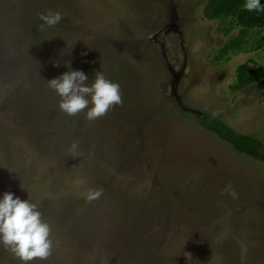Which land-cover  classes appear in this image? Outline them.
Segmentation results:
<instances>
[{
    "label": "rangeland",
    "instance_id": "1",
    "mask_svg": "<svg viewBox=\"0 0 264 264\" xmlns=\"http://www.w3.org/2000/svg\"><path fill=\"white\" fill-rule=\"evenodd\" d=\"M207 2L0 0V193L26 199L22 185L52 228L30 264H264V162L186 113L264 142V79L233 89L264 46L222 55L239 28ZM47 10L62 19L40 29ZM65 62L102 71L122 102L92 121L59 111L45 80ZM0 264L20 261L0 246Z\"/></svg>",
    "mask_w": 264,
    "mask_h": 264
},
{
    "label": "clouds",
    "instance_id": "2",
    "mask_svg": "<svg viewBox=\"0 0 264 264\" xmlns=\"http://www.w3.org/2000/svg\"><path fill=\"white\" fill-rule=\"evenodd\" d=\"M243 8L249 12L264 11L261 0H244ZM62 19L60 11L47 10L38 13L40 29L52 27ZM67 69L59 76L45 80L46 86L59 97L57 108L68 116L83 112L85 119L92 121L103 116L111 107L121 101L120 85L107 79L102 71L93 73L91 79L80 69H72L65 62ZM77 146L72 145V149ZM26 199L15 196L11 191L0 193V246L6 248L20 264H30L34 259L45 260L52 251L51 225L39 210L38 201L34 200L27 189ZM102 194L100 188H86L83 199L91 202ZM235 196V192H230Z\"/></svg>",
    "mask_w": 264,
    "mask_h": 264
},
{
    "label": "trees",
    "instance_id": "3",
    "mask_svg": "<svg viewBox=\"0 0 264 264\" xmlns=\"http://www.w3.org/2000/svg\"><path fill=\"white\" fill-rule=\"evenodd\" d=\"M264 4V0H261ZM244 0H208L204 8L207 19H218L227 22L222 30L229 33L238 27V33L231 36L220 49L222 55L229 51H254L264 46V11L249 12L243 8ZM253 33L256 36H252ZM264 79V66L244 62L238 66L237 80L233 89L239 90ZM196 118L197 122L207 131L228 143L236 152L264 162V142L252 134L237 131L223 118L222 114L203 111L199 114L186 111Z\"/></svg>",
    "mask_w": 264,
    "mask_h": 264
}]
</instances>
